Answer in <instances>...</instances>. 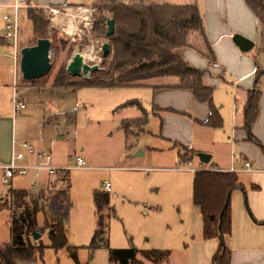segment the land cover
<instances>
[{
	"label": "rangeland",
	"instance_id": "rangeland-1",
	"mask_svg": "<svg viewBox=\"0 0 264 264\" xmlns=\"http://www.w3.org/2000/svg\"><path fill=\"white\" fill-rule=\"evenodd\" d=\"M128 4H139L135 0H123ZM148 1V0H144ZM69 4L84 5L87 19H77L73 35L66 33L67 10L78 6H55L44 10L47 19L48 38L53 40L51 49V70L36 84L44 89H34L31 83L15 74L16 64L10 59H3L0 78V118L4 121L0 131V165H9L13 156V141L17 143L16 154L21 150L19 144L28 143L35 151H49L53 164L69 166L78 158L87 169L65 173L70 182L71 212L68 222V242L71 247H78L80 264H111L109 249L120 250L135 247L139 251L161 250L172 254L168 261L161 264H187V251L192 236L193 220L201 218L192 203V174L187 171L171 169L189 168L183 163L169 143L160 137L161 121L150 116L144 131L132 129L128 132L123 122L142 117L137 107L124 108L130 101H139L142 106L150 107V93L137 87L103 89L81 88L79 90L51 91V86L59 71L65 69L73 56L80 52L93 50L97 60L89 65H100L104 70L102 45L113 44L104 35L95 33L96 23L113 19L111 14L98 7L106 0H67ZM154 3H188V0H150ZM55 10V14L50 12ZM13 16L14 10H3ZM66 14V15H65ZM65 15V16H64ZM64 19L62 24L57 17ZM20 46H34L37 36L31 31L25 10L19 13ZM107 23V22H106ZM107 33V27L105 24ZM4 35V31H0ZM2 35V36H3ZM200 41V40H198ZM198 47L206 52L202 41ZM10 50L8 49V54ZM257 65L264 66V39L259 36L258 42L249 53ZM98 73V72H95ZM93 73L90 79L93 78ZM100 73V71H99ZM71 78V82L82 83L87 80ZM218 79V77H217ZM264 86V75L261 77ZM14 97L26 104V109L14 112ZM232 97V96H231ZM240 124V120L238 121ZM220 137H223L222 134ZM249 142V141H248ZM261 153L262 149L254 144ZM237 146V151H238ZM142 151L144 154L136 156ZM183 160H189L190 153L182 148L179 152ZM221 159L229 160L228 148L221 145ZM264 154V153H263ZM10 156V160L7 158ZM186 157V158H185ZM37 163L36 156L27 155L22 164ZM149 168L146 169H126ZM56 176L47 172L36 177L35 172L26 176H17L12 186L3 183V172L0 171V197H4L10 188L30 190L33 183L42 187V195L47 196L51 189H61L62 184L55 181ZM239 179V178H238ZM240 182L248 183V176H241ZM110 183V206L114 215L108 219V210L104 215L107 223L105 240L108 247H101L94 252L88 248L92 244L99 219L96 215L94 195L97 191L105 192L104 184ZM31 191V190H30ZM42 217L39 222L42 224ZM11 242L10 211L0 209V247ZM41 242L45 249L40 257L32 260L19 259L18 264H76L69 256L67 249L56 252L46 232ZM138 260L144 264L141 255Z\"/></svg>",
	"mask_w": 264,
	"mask_h": 264
},
{
	"label": "trees",
	"instance_id": "trees-1",
	"mask_svg": "<svg viewBox=\"0 0 264 264\" xmlns=\"http://www.w3.org/2000/svg\"><path fill=\"white\" fill-rule=\"evenodd\" d=\"M258 22L259 36L264 39V0H244ZM29 8L26 17L31 24L33 35L39 39L48 38L47 19L43 8ZM67 6V5H63ZM101 11L111 14L115 22V32L107 37L105 24L107 21L96 23L95 33L104 35L113 44L112 58L104 57V70L95 73L93 78L82 83L71 82L65 69L59 71L51 91L79 90L81 88L119 89L129 87H145L154 80L176 78L179 84L176 89L190 90L199 103L207 104L210 110L206 122L196 121L197 124L219 129L223 126V119L219 108L213 101L215 88L205 82L207 70L192 66L183 56L182 51L192 49L208 60H215L211 46L207 42L205 25L197 5L174 4H128L123 0H106L98 7ZM200 40V41H198ZM202 41L206 52L198 47ZM1 44H6L3 37ZM264 70L256 73L254 86L248 92V99L244 111V130L247 140L258 145L264 153V145L254 136L253 129L260 115L262 98L261 77ZM31 87L42 90L35 81ZM124 108L137 107L142 117L129 119L123 122L126 131L132 129L144 131L149 123L150 113L139 101H130ZM160 108L153 106L152 114L157 115ZM172 113H179L171 111ZM179 114L187 116L186 113ZM192 156L197 152L182 147ZM186 158V157H185ZM180 160L189 164L188 160ZM192 203L203 217L202 236L205 240L219 239L220 248L213 258V264H231V251L226 246L225 239L232 232L231 194L241 187L238 175L234 172L197 171L192 180ZM47 196H37L30 190H14L10 188L5 195V204L2 209L10 211L11 242L0 247V264H16L15 258L31 260L36 255L42 256L44 245L41 239L35 241L34 231L42 236L48 232L51 246L56 252L67 249L70 258L80 264L78 247L69 246L68 222L71 212L69 190L51 189ZM17 198L16 208L10 205L11 197ZM109 192L97 191L94 195L96 215L99 219V228L96 230L90 251L101 247H108L105 240L107 223L105 211L108 210V219L114 215L110 206ZM222 215V219L220 216ZM42 217L43 223L39 222ZM111 264H144L138 260L141 255L145 261L161 264L168 261L171 252L161 250L139 251L135 247L130 249H109Z\"/></svg>",
	"mask_w": 264,
	"mask_h": 264
},
{
	"label": "crops",
	"instance_id": "crops-1",
	"mask_svg": "<svg viewBox=\"0 0 264 264\" xmlns=\"http://www.w3.org/2000/svg\"><path fill=\"white\" fill-rule=\"evenodd\" d=\"M31 1V7L44 10L63 5L84 6L69 4L67 0ZM135 1L146 5L160 4L150 2V0ZM168 4L199 7L205 25L206 39L211 46L215 60L211 62L192 49H185L182 54L192 66L208 71L205 82L215 88L213 101L219 108L223 126L219 129H211L196 123V121L206 122L208 120L209 107L207 104L199 103L192 91L174 88L179 84L176 78L150 81L145 87L137 88L150 93V116L161 121L160 137L169 143L170 149H173L179 158L182 147L195 151L197 154L211 155L208 164L201 163L196 154L195 156L190 155L188 160L191 167L171 170L190 172L192 180L197 171L231 172L232 169H245V163H250L252 168L257 170V172H236L239 180L245 175L250 178V181L249 184L239 181L241 187L231 194L232 232L226 237L225 242L231 251V264H264V154L254 147V143L248 142L247 133L243 128L248 92L254 86L256 73L264 70V66L257 65L249 57V53L253 51L259 39L257 19L244 0H188V3L184 4ZM15 5L21 7L19 13L22 10L26 13L29 8L28 0H0V31H4L2 18L7 15L3 10H14L12 6ZM236 34L254 42V48L248 53L241 52L233 42ZM2 35L0 34V39ZM6 58L12 60L8 56V47L0 42V78L2 61ZM213 63L220 64L222 70L213 68ZM261 88L263 94L260 115L254 126L253 134L264 145V86L261 85ZM153 106L160 108L157 115L152 114ZM172 110L186 113L187 116L172 113ZM3 122L0 118V131ZM221 134L223 137H220ZM14 143L13 141L12 150ZM222 143L228 148L229 160L221 159ZM237 146L239 152H236ZM7 159L10 160V156ZM54 165L60 166L59 164ZM126 169L149 170V168L132 167ZM194 209L200 213L197 207L194 206ZM196 221L197 224L195 219L193 220V228L190 231L192 239L187 251V264H213V258L221 242L217 238L203 239V217L202 219L197 218ZM19 259L21 258H15L16 264Z\"/></svg>",
	"mask_w": 264,
	"mask_h": 264
},
{
	"label": "built area",
	"instance_id": "built-area-1",
	"mask_svg": "<svg viewBox=\"0 0 264 264\" xmlns=\"http://www.w3.org/2000/svg\"><path fill=\"white\" fill-rule=\"evenodd\" d=\"M14 8V14L11 15H4L3 22H4V35L3 39L5 40L6 44L10 47V53L8 56L14 61L16 64L15 74L21 76V46H20V23H19V9L21 8L18 5L12 6ZM52 9H50V12ZM55 11V10H54ZM102 51V49H101ZM213 68L222 70V66L218 63H213ZM14 112L19 113L26 108V104L18 100L14 97ZM17 143H14L13 149V156L11 159V163L9 165H0V171L3 172V183L6 186H12V180L17 176H26L29 172H35L36 177H40V173L47 172L50 175L56 176L55 181H58L62 184V189L69 190L70 189V182L69 180L64 177L65 173L70 171H80L87 169L84 166V162L81 158H78L75 163H72L69 166H56L52 162V154L49 151H35L34 147H32L28 143H21L19 144L20 151L16 154L15 148ZM27 155L36 156L37 163L35 164H22V161L27 157ZM257 172V170L253 169L250 163H245V169L243 170H235L232 169L231 172ZM42 186L39 183H33L31 186V191L37 195H42ZM104 189L106 192L111 191L110 183L104 184ZM17 198L11 197L10 198V205L12 208H16ZM5 204V196L0 197V209L3 208Z\"/></svg>",
	"mask_w": 264,
	"mask_h": 264
},
{
	"label": "water",
	"instance_id": "water-1",
	"mask_svg": "<svg viewBox=\"0 0 264 264\" xmlns=\"http://www.w3.org/2000/svg\"><path fill=\"white\" fill-rule=\"evenodd\" d=\"M107 37H111L115 32L114 20L108 19L106 23ZM233 42L243 53L250 52L255 44L251 40L236 34L233 37ZM53 40L50 38L39 39L34 46L24 47L21 51V76L22 79L31 82L36 81L44 77L51 70V49ZM111 53V44L105 42L102 45V55L107 57ZM102 71L100 65H89L85 62L82 53H76L67 67V74L72 78H84L89 81L90 76ZM142 151H139L136 156L143 155ZM197 157L203 164H208L211 160V155L206 153H199ZM222 219V215L220 216ZM32 237L35 241L42 238V235L36 231L32 233Z\"/></svg>",
	"mask_w": 264,
	"mask_h": 264
},
{
	"label": "bare ground",
	"instance_id": "bare-ground-1",
	"mask_svg": "<svg viewBox=\"0 0 264 264\" xmlns=\"http://www.w3.org/2000/svg\"><path fill=\"white\" fill-rule=\"evenodd\" d=\"M51 12L54 14L56 13L54 10ZM87 12H88V10L86 8H82V7L77 8V9L72 8V9L67 10V15L66 14L65 15L68 18V20H67L68 23H67V28L65 31L68 35L75 34L76 24L74 23V21H76L77 19H83V17H84V19H87L86 18ZM56 22L58 24H62L64 22V19L58 16L56 18ZM82 55H83L85 62L87 64L97 60V56L93 50L84 51L82 53Z\"/></svg>",
	"mask_w": 264,
	"mask_h": 264
}]
</instances>
